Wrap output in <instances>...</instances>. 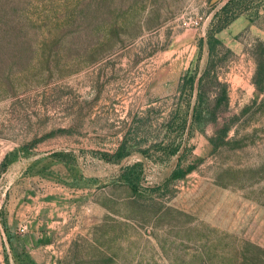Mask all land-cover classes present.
I'll return each instance as SVG.
<instances>
[{
	"label": "rangeland",
	"instance_id": "obj_1",
	"mask_svg": "<svg viewBox=\"0 0 264 264\" xmlns=\"http://www.w3.org/2000/svg\"><path fill=\"white\" fill-rule=\"evenodd\" d=\"M257 3L0 0V264H264Z\"/></svg>",
	"mask_w": 264,
	"mask_h": 264
},
{
	"label": "trees",
	"instance_id": "obj_2",
	"mask_svg": "<svg viewBox=\"0 0 264 264\" xmlns=\"http://www.w3.org/2000/svg\"><path fill=\"white\" fill-rule=\"evenodd\" d=\"M240 1V3H241V5H242V3L244 2V3H246L247 2V0H239ZM229 2H231V1H228L227 3H229ZM226 3V4H227ZM259 6H262L263 7V11H264V0H258V3H257ZM236 6H238L237 4H236ZM239 7V6H238ZM245 7V5H243L242 7H239L238 9H236V8H234V10L231 12V15H233L232 16V19L231 20H233V19H235L239 14H241V12L242 11H244V8ZM242 8V9H241ZM229 20H227V22H225L224 24H223V26H218V27H216V28H214L213 29V33H211L210 35H208V44H209V46H210V49H212L214 46H215V43L216 42H218V40H217V38L214 36V34L216 33V32H218V31H220L222 28H224L226 25H228L229 24Z\"/></svg>",
	"mask_w": 264,
	"mask_h": 264
}]
</instances>
